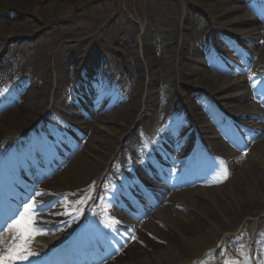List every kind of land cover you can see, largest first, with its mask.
<instances>
[{"label":"bare ground","instance_id":"1","mask_svg":"<svg viewBox=\"0 0 264 264\" xmlns=\"http://www.w3.org/2000/svg\"><path fill=\"white\" fill-rule=\"evenodd\" d=\"M230 1L235 2L233 5H243L249 2V0ZM43 2H49L50 4L45 7L39 6V4ZM26 6L30 11L25 10ZM64 6L65 5L60 3L59 0H0V13L9 9H15L16 12L15 15H11L8 19H2L3 22L0 23V38L2 40V45L4 46L14 39L23 36L22 31L26 24L22 23L21 17L25 13L36 16L41 21L52 20V25L57 26L61 23L58 22V20L62 19L58 17L65 10ZM232 6L228 3L225 11L220 17L225 27L235 31V28L245 27V24L238 22L235 18L232 19L229 17L234 11ZM201 8L204 11H209V5L203 4ZM127 11H131L130 8H128ZM236 11L240 12V10ZM71 22L72 25H75L74 21ZM169 22H171V20H169ZM152 23L153 24L149 25L145 34V39L148 41L147 43L144 42L143 48L145 63L140 61L134 50L132 51L131 48H127L126 57L119 55V53L115 51V54L107 59L108 63L106 64L109 70H118L121 73L124 83L120 88L124 89L125 87H129L130 89L124 92L129 94L131 98L133 96L132 90L135 91V89H137L139 91L140 88H142V82L140 81L143 80V74L147 68L149 74V85L147 89L149 103H152L151 94L153 85L157 81V76L154 72L155 65L151 60L154 49L152 43L149 42L154 39V33L156 31V27H154L155 22ZM255 23L256 22L251 24V26L256 25ZM188 25L185 26L187 30L191 27ZM171 26L173 27V31L171 29V31L166 33L165 42L166 46L171 48L170 53L174 52L177 55V59L174 60L172 64L165 63L161 66L165 67V73L168 77H166L168 82L165 84L178 90L179 94H177V97L180 96L184 100L182 102L180 97L177 100H173L171 96L169 98L171 103L167 104L165 112L161 114L145 110L143 113L144 116L140 118L136 126V129L138 128L137 131L139 130V132H142L141 128H146L148 125L145 140L154 141L156 139H161L164 142L166 149L164 153L161 152L163 158L159 160V163H155L151 156L143 153L141 145L134 140L135 133L129 132V127L133 121V114L140 108V103L135 100V97L127 103L122 101V98L118 96L119 90H117L115 95L116 99L114 101L117 100L118 107L123 108V110H115L116 112L112 114L116 115V117L113 118L114 121L122 123L123 129L120 131L122 132V136L118 141L113 139L99 140L96 138V141L103 146L94 148V156L88 155L91 159L83 157L82 155L77 154L74 156V154H72L68 160L70 161L68 167L66 169L61 168L60 174L55 175L54 178L51 179L54 183L61 182L63 188L55 185L51 186L48 188V194L39 202L44 205L39 216L41 221L39 227L44 229L45 234L36 236L33 241L32 249L38 253V255L33 257L29 261L30 263H37L42 259L43 251H38L37 239L42 242H48V245L44 246L47 252L53 250L59 242H57V240H51V238L46 235L48 233L46 230L53 224H56L57 220H62L65 217V213H68V207H82L88 199L87 194L89 190H91V187L94 184H98L100 192L98 196L92 197V202L89 204L91 215L98 216L101 221L107 220L109 216L114 217L116 220H120L121 214L113 205L116 204L121 209L132 208L129 200L133 199V204L137 206L140 212V219L135 222V224L141 226L143 233L152 231L156 237H158L157 242L159 244H162L161 240L166 241L165 245H167L165 249L161 252L157 251L156 255L153 257L148 256L149 261L147 264H180L181 261L185 262L184 260L191 259L192 257H200L193 264H225V260L236 261L237 264H264V234L259 230L252 232L250 229V226L253 224V220L250 219V216H252V213H255L258 207L264 204L261 196H258L259 193L256 192H264V173H261V170L258 172L255 171L254 167L250 165H259L260 162L252 157H246V161H244L239 154L234 153L231 148L224 146L225 144L215 143L210 140L208 134L212 133L214 128L209 126L204 118H197V113L204 111L211 121L220 124L219 120L222 117L216 110V104L225 107L228 113L236 116V120L242 123L251 117H255L256 115L253 110L243 109V102L249 98L248 95L240 97L227 96L230 90L241 83L247 82L250 84L249 88H252L249 77H253L255 73L250 74L246 80L241 82L238 80L236 83L228 82V80H224L221 77L216 78L215 73L205 71V66H208L206 60L203 61L200 56H194L193 59L187 58L189 55L185 53L184 49L186 45L184 43L180 46L179 50L173 48L177 33L173 22ZM214 27L215 26L209 24L205 29L209 33H219ZM246 29H250V26H247ZM257 35L260 36L256 34L253 29L246 33L249 42L245 43V48L247 56H249L250 59L256 55L264 57V44L259 45V43L255 42L257 40ZM261 40H264V37L260 36L257 42ZM199 51L206 52L207 46L202 44ZM71 61L72 59L70 58L69 62ZM186 61L192 64L194 63V65ZM69 62L65 63V68L67 69L71 67ZM90 63H92L91 68L96 69V64L94 62ZM210 67L212 68V66ZM1 68L3 67L0 62V69ZM67 69H65V71ZM219 70L229 72L228 69L224 67H219ZM37 71L38 72H34L33 75L38 78L42 77L45 81L43 88H41L39 92L33 89L26 95L22 93L23 87L18 88L15 96L16 100L20 102V107L12 112L14 114L19 112L21 115L20 125L23 127V130H21L19 134H24L28 131L29 134L27 136L23 135L18 139L16 146L11 151V158L18 159V161L25 164L29 159L32 160V163H35L33 158L28 155L29 153L27 152V155L23 157L16 156L15 153H17V148H28L29 145L37 144L36 132L39 133V127L30 131L34 123L39 120L38 126L41 124L47 126L51 130L50 122L52 119L49 115L45 116L44 120H41V118L39 119L42 113L40 110L45 108L43 105H45V103L49 105L50 102V89H45L48 86L50 87V83L42 73V67L37 68ZM135 71L136 74L134 73ZM201 73L202 75L198 77V74ZM195 78H198V80H195ZM169 79H171V81ZM27 82L31 84L32 88L41 86L36 83V78L28 79ZM68 82L69 81H66L64 75L58 78V85L61 87ZM194 86L195 91L192 90ZM57 89L60 90L59 87H57ZM190 93L194 101L193 104H189L188 106L189 101L187 100H189ZM24 97L27 101L23 100ZM59 97L60 94L57 93L55 98L56 101ZM64 98L66 99L67 96H64ZM100 98H102V95L98 96L96 101L90 103L94 107V110H87L88 114L92 117H95L98 111L103 109L99 103ZM160 99H162V97H160ZM82 103L86 104L87 101H83ZM93 103H95V105H93ZM112 114L101 115L97 117L96 122H104L108 120L109 117H112ZM111 121L112 119L109 120V122ZM82 123L84 127L90 125V122L82 121ZM252 123L253 124L248 125L247 128L253 129L254 133L242 146L245 147L247 151L251 152V150H253L256 153L261 147L260 145L262 142L264 143V126L262 127L260 123ZM1 124L0 121V125ZM91 126L94 129L95 125L91 123ZM192 126H195V130L201 131V134L205 135L206 138L210 140V142H207V145L217 148H215L217 153L215 162L206 159L204 163L201 161L196 162V164L201 165L202 168L211 170V174L207 177H203V183L192 190H188V187L196 182L193 178L187 183L181 181L178 185L171 183H164L162 185V161L171 158L172 154L180 148L187 150V145L190 139L193 138V135H191ZM10 133L11 131L8 130L7 127L3 126L0 128V144L6 145L7 142L11 141L12 137H10ZM113 134H116L114 130ZM258 135L262 138V142H259ZM81 142L82 140L79 141V144ZM50 145H54V142H51ZM46 147L47 145L44 149H41L38 146L37 152L41 154L44 153L47 149ZM73 156L74 158H72ZM139 157H142V159ZM256 157L258 158L259 156ZM135 160H140V164H135ZM109 161L111 162L110 164ZM221 161L223 162L222 165L220 163ZM261 162L264 163V160L261 159ZM171 163L174 164V160H171ZM216 163L220 165L217 166ZM224 166L227 167L228 174L226 178L220 174ZM5 168L8 167H6V163L4 162L3 174L5 173ZM28 168L29 165L26 171H28ZM125 170L129 172L126 176L127 180L130 181L129 187H131V190L120 188L119 190L122 197H116V202L112 201L108 196H105V194L110 192L111 185L116 184L117 179H121L124 176L123 172ZM177 172H180V170H177ZM28 173H30V171H28ZM32 175L33 173L29 174V176ZM136 175H138L139 178H136ZM164 175L168 176L167 174ZM254 176L256 180L246 188L249 179H252ZM44 186L45 185L42 187ZM178 188H181L182 192H172V190H177ZM6 191L5 189V198H7ZM10 192L14 197L18 195L15 189H11ZM67 192L70 195L65 196L64 194ZM142 192L145 193L146 198L141 196ZM168 192L171 194L168 195ZM51 193L54 194L48 196ZM252 194H256L258 197L253 198ZM53 197H55V200L51 201ZM61 197H64L63 201L58 199ZM81 200H83L84 203H80ZM146 200L149 201V203L145 202ZM1 204H3V200ZM19 206L22 207V205ZM58 207H60V210L57 213L56 210ZM238 216L248 217V221L244 224V231L236 233V228L228 221L222 224L226 218ZM242 217H239L237 220L234 219L235 222H240ZM75 221L74 219L71 220L64 228H73ZM48 223L51 225H48ZM260 223L263 224L264 220ZM221 224L224 230H221ZM163 228H165V230ZM197 232H199V237L195 236ZM114 233L115 231H111L112 235H115ZM201 234L207 237L206 241L201 240ZM10 235V233L6 234L7 238L10 239ZM145 240L150 242L153 247L160 246L151 238H146ZM237 247H241V250L238 251L235 257L232 251ZM134 248H136V246H134ZM134 248L127 251V254L122 255V257L132 259V261L138 264L140 263L139 253L137 250H134ZM0 250H2V248H0ZM122 257L119 255L115 260L109 259L105 264H115L120 261ZM103 258L107 259L108 256L97 257L94 259V262L100 263ZM141 262L145 264L144 261ZM80 264L84 263L82 262ZM86 264L93 263L87 262Z\"/></svg>","mask_w":264,"mask_h":264},{"label":"rangeland","instance_id":"2","mask_svg":"<svg viewBox=\"0 0 264 264\" xmlns=\"http://www.w3.org/2000/svg\"><path fill=\"white\" fill-rule=\"evenodd\" d=\"M59 1L60 3H63L65 5V10L61 15H59L58 18L62 20H58V22L61 23H59L57 26L52 25V20L41 21L38 17L33 16L29 13H25L21 17L22 23L26 24L24 30L22 31L23 36L21 38L14 39L12 42L6 44V46L3 47L1 46L2 40L0 38V56L2 57L1 64L3 65V73L1 71L0 75L2 74L5 79L22 77L23 75L25 76L26 72L33 75L34 72H38L37 68L42 67V73L45 75V78L50 83V87L48 86L45 89H50L49 93L51 99L54 98L57 93L60 94L58 104H61L63 102L61 94L64 89H56L58 83L57 79L62 75L65 76L67 72L65 71V63L69 62L70 58L72 59V61L69 62L71 65L69 71L72 72V68L78 69L81 64H86L87 60L93 62L95 61L97 63L106 61L108 63L107 59L113 54H115V51L118 52L119 55L126 57L125 55L127 53V48H131L132 51L134 50L136 52L140 61L142 63H145L143 48L144 42H148L145 39V34L149 28V25L153 24L152 22H155L154 27H156V31L154 33V39L149 41L150 43H152L154 49L151 56V60L155 65V69H153L157 76V81L154 83L152 90V94L154 96L151 94L152 103H149V95L147 90L149 85V74L147 72V68L144 71L143 80L140 81L142 82V88H140L139 91L137 89H135V91L132 90V98L130 96L128 101H125L127 103L134 99L133 97H135V100L140 103V108L136 113L133 114V121L129 127V132L135 133L134 140L138 143L144 140L142 132H139V130L137 131L138 128L136 129V126L138 125L140 118L144 116L143 113L145 112V110L152 111V113L156 114L157 111L165 112L167 104L171 103L169 98L172 96L171 99L177 100L180 97H177V94H179L178 90H175V88H172L171 86L165 84L166 82H168V77L165 73V67L161 66L165 63L172 64V62L177 59V55L174 52L170 53L171 48L166 46L165 42L166 33L171 31V29L173 31L171 23H174L175 30L177 33V36L174 39L173 48H175V50H179L180 46L184 43L186 45V48L184 49L185 53L188 54L190 57L189 58L187 56L188 59H193L194 56H200L203 61L206 60L207 63H210V65L212 64L213 68L214 66H217V64H221V58L212 57V54L209 51H199L201 45L205 44L206 42V26L211 24L215 26L214 28L218 30L217 32L225 33L224 35L228 34L237 36L238 34H240L232 31L228 27H225L220 17L221 14L225 11V8L228 3H230L231 6L233 5V2H231L230 0ZM49 4V2H43L40 3L39 6L45 7ZM203 4L209 5L208 12L204 11L201 8ZM128 8H130L131 11H127ZM25 10L30 11L27 6L25 7ZM15 14V9H9L3 13H0V23L3 22L2 19H8L11 15ZM243 15V13L234 10L233 14H231L229 17H231L232 19L235 18L238 22H244L246 19ZM168 19L171 20V22H169ZM71 21H74L75 25H72ZM186 25L191 26L189 30L185 28ZM252 29L256 30V34H259L260 36L264 37L263 27L260 28L258 26H254L252 27ZM236 31L240 30L236 29ZM260 36H256L257 40L258 38L260 39ZM214 40L218 51H220L223 55H226L227 52L232 51L233 47L224 42L223 38L221 37V34L219 35L218 33H216L215 37L213 38V41ZM257 40L255 41L256 43H258ZM242 45L245 44L243 43ZM230 59L233 65H231V67L234 68L235 66L237 69L238 66H243L240 59L231 56ZM251 61V63L248 62L251 68L254 67V65L256 66L258 62H260L257 57H254V59H252ZM186 62L189 63V61ZM189 64L194 65V63ZM213 68L205 67V71L210 72L213 70L215 72L216 70ZM12 71H16V73L13 74ZM112 73H118L121 76L120 80H123L122 75L118 70ZM134 73L136 74V71ZM220 73L221 72H217V75L215 77L219 78ZM242 74L245 75L247 73L244 72ZM201 75L202 73L198 74V77H200ZM88 76L91 78L93 82L92 84H95L97 82V80L95 83L93 81V71L90 70V74ZM223 76L225 78H228L229 80L237 79V77L234 78L232 75H224V73ZM70 78L71 77H69V80L71 81ZM39 79L43 80L42 77ZM69 80L66 78V81ZM169 80L171 81V79ZM195 80H198V78H195ZM44 83L45 81L41 84V86H39V88L36 87L33 89L36 92H39V90L43 88ZM92 84L89 83V85ZM192 90L195 91V86L192 88ZM244 95H246V89L244 85H241L238 90L232 89L227 93V96L234 97H240ZM189 96V100H187L189 101L188 106L189 104H193L194 101L192 99L191 93ZM160 97H162V99H160ZM180 100L183 102L184 99L180 97ZM243 105L244 108H247L250 104L248 100H245L243 102ZM83 109L86 110L85 108ZM13 110V107H7V109L5 110H0V121L2 123L0 126L7 127V129L11 131L10 137L22 135L19 134V132L23 130V127H21L20 125V113L18 112L14 114L12 113ZM115 110L120 111L123 110V108H120L118 106L112 107L111 111L108 110L109 112H111L109 114L116 112ZM40 112H42V109L40 110ZM48 112H50V109L44 115H46ZM263 112L264 111H261L259 113L263 114L264 116ZM99 114L104 113L102 112ZM197 114V118L207 119L208 117L204 111H200ZM42 115L43 113L40 116ZM71 115H73L71 121H76L77 124L80 125L79 127H81V129L84 131V133L79 134V136H77L75 139H68L70 140L69 142L74 143L72 147H77V142H79L80 140L83 141L82 143H80V146L76 148V154H74V156L78 154L91 159V157H89L88 155H91L92 157L94 156V148L98 146H103L102 144L96 141V138H98L99 140L113 139L115 141H118V139L122 136V132L120 131L123 129V126L121 125V122H116L113 120V118L116 117L115 114H112V117H109L108 120H105L104 122L100 123L96 122L97 118H95L90 122V125L88 127H84V125L82 124L80 113L77 112ZM106 115H108V113ZM110 119H112L111 122H109ZM205 122L208 123L207 120ZM261 122L262 124H264V121L261 120ZM91 123L95 125L94 129L91 126ZM208 124L209 126L213 127L212 122H209ZM113 130L114 132H116V134H113ZM143 132L146 133L145 131ZM213 135L214 133L210 134V137L214 138ZM214 142L217 143L216 141ZM259 142H262V138L259 139ZM260 146L261 147L256 151V153L258 154L251 150V152H248L247 156L256 158L260 162L259 165H253L250 163L249 164L254 167L255 171L258 172L259 170H261V173H264V163L261 162V159L264 160V143L262 142ZM145 147L146 150L151 153V147H149L147 144H145ZM182 151L183 150L180 149L178 150V153H181ZM234 153L239 155H245L247 151H242V149H239L238 151L235 150ZM74 156L72 158H74ZM256 156L259 157L257 158ZM55 160L56 159H54V161ZM69 163L70 161L67 162V164ZM56 174L57 172L52 173L51 177L47 179H51ZM255 180V176L252 179L250 178L246 188L251 185ZM55 183L50 180V182L46 185H48V188L54 185L63 188V184L61 182H58L56 184ZM256 192L259 193L258 196H261V199L264 203V192ZM252 196L253 198L258 197L256 196V194H252ZM239 217L242 216L228 217L222 222V224L225 221H228L232 225H234V227L238 231L242 227V225L248 221V217H242V220L236 223L234 219L237 220ZM250 219L253 220L252 229L257 230V223H260L262 220H264V204L258 207L255 213H252ZM239 223H241V226H239ZM221 230H224L223 225L221 226ZM198 233L199 232H197L195 236L199 237ZM144 235L146 234L142 233L141 235L143 240ZM200 236L202 241L207 240V237L203 234H201ZM130 242L131 240L126 239L124 246L118 248L116 251L118 252V254L124 253L125 255L127 254V251L133 249L134 246H136L134 250H137L140 259V263L138 264H143L141 261H144V263L147 264V262L149 261L148 256H155L157 251H163L165 249V246L167 245H165L166 241H163V245L159 244L162 247L152 246V248H150L147 246L148 243L147 245H143L140 243H138V245H133ZM138 248H140L141 251ZM125 249L128 250H126L125 252ZM198 258L200 257H197V259ZM194 259H196V257H192L188 260L193 261ZM181 262L188 264L187 262ZM115 264L137 263H135V261H132V259H128L127 257H122L120 261Z\"/></svg>","mask_w":264,"mask_h":264},{"label":"snow or ice","instance_id":"3","mask_svg":"<svg viewBox=\"0 0 264 264\" xmlns=\"http://www.w3.org/2000/svg\"><path fill=\"white\" fill-rule=\"evenodd\" d=\"M252 82V88H257L253 77H249ZM8 89L0 90V96H3ZM264 95V89L260 90ZM221 165L223 162H220ZM215 171V169H214ZM224 178L227 177V167L224 166L221 173ZM45 193L35 192L23 202L22 207L8 204L6 207L0 205V264H23L29 262L38 253L33 251L32 243L36 236L45 234L44 229L39 227L40 212L44 205L37 201V197ZM90 199L91 197H87ZM80 203H84L83 200ZM104 227L110 231H116L115 225L120 221L109 216L107 220L102 221ZM10 233V239L6 234ZM135 239V237H133ZM37 264H47L46 261H38ZM225 264H237L236 261L225 260Z\"/></svg>","mask_w":264,"mask_h":264}]
</instances>
